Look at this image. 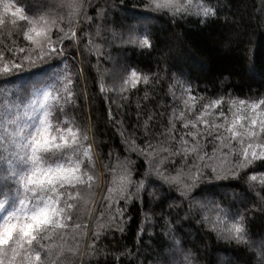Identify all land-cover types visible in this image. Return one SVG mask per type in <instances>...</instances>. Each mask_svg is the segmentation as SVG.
<instances>
[{
	"label": "snow or ice",
	"instance_id": "snow-or-ice-1",
	"mask_svg": "<svg viewBox=\"0 0 264 264\" xmlns=\"http://www.w3.org/2000/svg\"><path fill=\"white\" fill-rule=\"evenodd\" d=\"M128 4L44 0L33 14L30 0H0V82L41 76L0 89V264H136L157 226L165 239L150 264H198L182 234L190 219L249 253L248 264H264V233L251 224L264 216V92L207 96L171 49L155 71L121 62L113 48H154L148 20L161 12L173 22L218 18L213 0L194 10L193 0H139L133 8L145 18H117L114 9L126 13ZM245 73L264 75V53L235 72ZM96 100L118 145L103 138ZM241 183L243 193L233 187ZM218 189H231L239 205L217 198ZM137 204L135 251L103 247L109 234L125 233Z\"/></svg>",
	"mask_w": 264,
	"mask_h": 264
},
{
	"label": "trees",
	"instance_id": "trees-1",
	"mask_svg": "<svg viewBox=\"0 0 264 264\" xmlns=\"http://www.w3.org/2000/svg\"><path fill=\"white\" fill-rule=\"evenodd\" d=\"M30 2L34 4L33 14H39L44 0H30ZM198 2L199 0H193V10ZM213 3L217 5L218 18L210 20L207 24L197 23L194 16L183 19L177 17L176 22H173L170 14L166 15L164 12L157 14L159 18L148 20L154 42V48L150 52L134 50L131 47L113 48V55L116 56L119 53L120 61H126L127 65L138 67L143 71L148 69L155 71L160 52L171 49L177 63L183 66L186 72H192L193 82L198 83L200 91L207 96L215 97L227 90L241 97L256 96L264 92V75L249 76L245 73L238 76L235 74L241 67H250L254 55L264 53V0H213ZM138 4L139 0H129V11L122 13L117 8L114 9V14L117 18L126 15L128 18L143 19L148 14L142 7L133 8ZM4 31L6 36V30ZM102 67L112 69L113 64L106 62ZM47 70L45 68V71ZM39 79H41L40 75L22 74L17 78H10L7 82H0V89L15 91V88L25 80ZM109 83L111 84V80ZM163 87L166 90L167 82ZM140 88L143 89L144 85L141 84ZM88 90L90 95L95 94L91 75ZM136 95H142V92L133 95V100ZM107 107L108 105H104V109ZM224 108L225 110L228 108L227 100H225ZM92 115L100 118V131L103 133V138L114 146L118 145V137L103 119L99 100H96L93 106ZM3 166L6 167V165ZM233 187H236L240 193L245 190L243 183ZM216 191L217 198H226V202H235L239 205V200L233 201L231 189ZM172 196L175 197L176 194L172 193ZM2 198L3 193H0V199ZM156 211H159V208ZM209 214H212L211 208H209ZM129 215L131 220L128 222L125 233L123 235L116 233L115 239L109 234L108 238L102 242L103 247L120 251L127 248L135 251L139 239L137 231L142 219L138 204L131 208ZM180 215H184L183 210H180ZM196 219H199V216ZM251 224L254 233H264V216L257 214ZM153 232L151 239L148 235L143 237L141 255L136 260V264H140V261L150 264L157 244L164 241L165 238L159 226L155 227ZM182 234L188 242L186 247L195 246L199 256L198 264H220L221 261H229L230 264H248L251 259L249 253L242 248L218 243L214 234L196 224L195 220L190 219L182 223ZM128 259H125V264H128Z\"/></svg>",
	"mask_w": 264,
	"mask_h": 264
}]
</instances>
